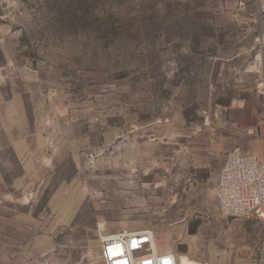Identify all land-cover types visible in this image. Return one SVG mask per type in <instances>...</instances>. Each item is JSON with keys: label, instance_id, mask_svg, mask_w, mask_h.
Listing matches in <instances>:
<instances>
[{"label": "rangeland", "instance_id": "374dc122", "mask_svg": "<svg viewBox=\"0 0 264 264\" xmlns=\"http://www.w3.org/2000/svg\"><path fill=\"white\" fill-rule=\"evenodd\" d=\"M263 4L0 0V264H103L147 228L180 264L264 260L216 195L233 148L264 161Z\"/></svg>", "mask_w": 264, "mask_h": 264}, {"label": "built area", "instance_id": "2783aa9c", "mask_svg": "<svg viewBox=\"0 0 264 264\" xmlns=\"http://www.w3.org/2000/svg\"><path fill=\"white\" fill-rule=\"evenodd\" d=\"M262 9L264 12V4ZM254 49L249 65L262 75L264 95V26L255 38ZM216 195L221 216L264 221V161L256 153L233 148L219 172ZM101 240L103 264H180L178 253L162 243L151 228L106 235ZM236 264H264V260H242Z\"/></svg>", "mask_w": 264, "mask_h": 264}, {"label": "crops", "instance_id": "0c3cea01", "mask_svg": "<svg viewBox=\"0 0 264 264\" xmlns=\"http://www.w3.org/2000/svg\"><path fill=\"white\" fill-rule=\"evenodd\" d=\"M226 156H227V155H226ZM225 160H226V158H225ZM224 163H225V161H224ZM223 165H224V164H223ZM223 165H222V166H223ZM221 168H222V167H221ZM220 170H221V169H220Z\"/></svg>", "mask_w": 264, "mask_h": 264}, {"label": "water", "instance_id": "95a60500", "mask_svg": "<svg viewBox=\"0 0 264 264\" xmlns=\"http://www.w3.org/2000/svg\"><path fill=\"white\" fill-rule=\"evenodd\" d=\"M230 220L233 219V218H229Z\"/></svg>", "mask_w": 264, "mask_h": 264}, {"label": "bare ground", "instance_id": "6f19581e", "mask_svg": "<svg viewBox=\"0 0 264 264\" xmlns=\"http://www.w3.org/2000/svg\"><path fill=\"white\" fill-rule=\"evenodd\" d=\"M224 117V116H223Z\"/></svg>", "mask_w": 264, "mask_h": 264}]
</instances>
